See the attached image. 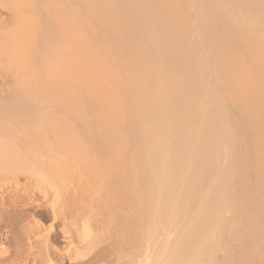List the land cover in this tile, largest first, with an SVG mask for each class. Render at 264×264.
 Here are the masks:
<instances>
[{
  "label": "bare ground",
  "instance_id": "1",
  "mask_svg": "<svg viewBox=\"0 0 264 264\" xmlns=\"http://www.w3.org/2000/svg\"><path fill=\"white\" fill-rule=\"evenodd\" d=\"M264 264V0H0V264Z\"/></svg>",
  "mask_w": 264,
  "mask_h": 264
},
{
  "label": "rangeland",
  "instance_id": "2",
  "mask_svg": "<svg viewBox=\"0 0 264 264\" xmlns=\"http://www.w3.org/2000/svg\"><path fill=\"white\" fill-rule=\"evenodd\" d=\"M63 264H66L65 262Z\"/></svg>",
  "mask_w": 264,
  "mask_h": 264
}]
</instances>
